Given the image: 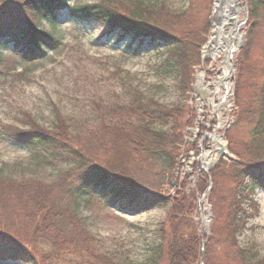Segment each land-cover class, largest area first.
<instances>
[{
  "label": "trees",
  "instance_id": "obj_1",
  "mask_svg": "<svg viewBox=\"0 0 264 264\" xmlns=\"http://www.w3.org/2000/svg\"><path fill=\"white\" fill-rule=\"evenodd\" d=\"M186 1L189 7L182 12L146 0H102L69 11L78 21L107 26L120 41L162 45L161 69L176 73L178 91L186 97L210 32L208 19L198 20L199 0ZM248 5L247 46L236 60L233 124L225 135L233 159L220 161L209 173L196 162L195 184L188 174L179 180L182 154L200 153L198 143L186 140L197 111L184 102L163 105L138 91L128 105L110 109L108 118L84 137L35 124L27 130L6 127L11 143L26 147L36 159L60 158L69 168L51 184L0 176V262L60 264V257L75 256L85 264H119L99 250L76 212L81 198L89 195L110 204L118 201L134 212L170 206L158 231L156 259L147 264H213L212 255L221 254L215 247L224 248L222 255L231 264H264L248 260L236 240L245 222L242 202L264 189V0H248ZM67 8V0H0V48L12 44L23 64L44 60L60 41L39 23L53 24L56 12ZM3 62L0 53V70ZM190 184L193 190L187 193ZM167 185L172 195L163 192ZM209 192L206 208L223 209L222 226L203 238L196 202Z\"/></svg>",
  "mask_w": 264,
  "mask_h": 264
},
{
  "label": "rangeland",
  "instance_id": "obj_2",
  "mask_svg": "<svg viewBox=\"0 0 264 264\" xmlns=\"http://www.w3.org/2000/svg\"><path fill=\"white\" fill-rule=\"evenodd\" d=\"M101 1L67 0V3L73 7ZM146 1L155 5L165 2L174 12H182L189 7L186 0ZM215 2L216 0H199L198 20L202 23L208 19L210 24L207 42L212 35L211 19ZM241 3L244 5V0ZM55 15L53 24L46 21L39 23L40 29L52 33L60 41L59 48L49 52L44 60L35 64H23L20 60H15L16 51H13L11 45L0 48L4 57V67L0 70V176L51 184L57 180L60 172L69 168V163L60 158L52 159L48 156L42 160L36 159L26 147L11 143L5 134L6 127L27 130L35 124L50 132L65 129L72 138L84 137L108 118L110 109H116L117 105H128L136 91L169 107L180 102L190 106L193 104L194 108L203 112L199 118L200 123L209 128L217 127L218 121H221L222 130L218 134L223 135L222 146L230 153L225 135L233 124V111L228 110V105L230 103L235 107L236 60L247 46L248 20L240 30L241 34H245L243 48L234 57L235 71L233 79L228 83L234 94L226 100L228 105L221 106L222 100L208 82L215 80V75L221 71L222 63L226 61L224 56L210 61L206 59V62L201 59V65L195 67L193 74V90L182 97L177 88L176 73L161 69L165 60L162 45L133 43L129 38L120 41L117 33L110 32L107 26L96 21H78L67 9L58 10ZM247 17L241 13L240 22ZM260 42L258 39L255 45L258 46ZM226 93L221 88L220 95ZM214 106L217 111L213 109ZM188 138L193 141L198 139L195 142L198 144L201 142L200 135L189 134ZM202 143L205 146L204 155L219 151V144L213 140L207 139ZM188 155L189 158H186ZM213 157L218 163L222 160L229 162V157L223 156L221 152ZM194 159L189 153L182 154L179 180L183 174L194 173L198 158ZM190 178L195 184L196 177L191 174ZM223 181L227 188V180ZM192 186H187V193L193 190ZM169 190L170 186L167 185L163 192H170L169 195H172L173 191ZM209 194L210 192L202 200L201 210L197 209L195 213L201 233L204 225L206 226V237L211 235L213 227L221 230L222 224L219 222L223 217L221 207L214 209L211 204L206 208ZM203 195L198 197V205ZM241 205L246 212L245 220L242 219L245 222L236 233L237 245L248 260L260 263L264 261V190L256 189ZM169 209L170 206H167L134 213L127 208L114 206L100 196L89 195L83 196L76 206L77 214L96 237L99 250L119 264H147L156 259V251L161 243L158 231ZM45 249L49 251L47 247ZM215 249L221 251V254L212 255L213 264L232 263L230 258V261H225L222 255L224 248ZM59 262L85 264L75 256H62ZM0 264L23 263L7 261Z\"/></svg>",
  "mask_w": 264,
  "mask_h": 264
},
{
  "label": "bare ground",
  "instance_id": "obj_3",
  "mask_svg": "<svg viewBox=\"0 0 264 264\" xmlns=\"http://www.w3.org/2000/svg\"><path fill=\"white\" fill-rule=\"evenodd\" d=\"M234 0H217L214 13V33L210 38V43L205 54L206 58L217 59L221 55L232 57L241 47L242 34L236 33V28L240 24L239 7L234 4ZM233 20V21H231ZM229 67L223 65V70L219 75L220 79L226 83L229 80ZM227 85V84H226ZM227 90L229 89L226 87ZM229 93V92H228ZM222 103H226V96L219 95ZM228 105V104H226ZM213 141L218 145L219 150H223V139L220 136L213 137ZM210 153V154H209ZM219 151L208 152L202 159L203 166L208 169L210 165L214 164L216 159L213 157L218 155Z\"/></svg>",
  "mask_w": 264,
  "mask_h": 264
},
{
  "label": "water",
  "instance_id": "obj_4",
  "mask_svg": "<svg viewBox=\"0 0 264 264\" xmlns=\"http://www.w3.org/2000/svg\"><path fill=\"white\" fill-rule=\"evenodd\" d=\"M240 1L241 0H234L233 2H234V4H236L238 7H239V14H241V13H244L246 16L248 15V5H247V2H246V4H245V6L243 7V5H242V3H240ZM246 1V0H245ZM216 3H217V0H216V2H215V7H214V9H213V17H212V19H211V22H212V34L214 33V13H215V8H216ZM231 21H233V20H231ZM246 22H247V19H245V20H243L238 26H237V28H236V32H235V34L236 33H239V30L241 29V27H243L245 24H246ZM244 34H242V45H241V47L243 46V43H244ZM209 43H210V40L208 41V43H207V45L203 48V51H202V55H203V57L205 56V54H206V52L208 51L207 50V48H208V46H209ZM226 58H227V65L229 66V79H231L232 77H233V73H234V71H235V67H234V65H233V60H232V57H227V56H225ZM204 60H206V59H204ZM222 79H220L219 80V84L218 85H220L221 86V83H222ZM228 91H231V93L233 92V90L232 89H228ZM229 109H232V107H231V105H230V107H229ZM223 155H225V156H228L227 155V153L225 152V151H222L221 152Z\"/></svg>",
  "mask_w": 264,
  "mask_h": 264
}]
</instances>
